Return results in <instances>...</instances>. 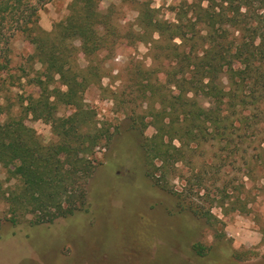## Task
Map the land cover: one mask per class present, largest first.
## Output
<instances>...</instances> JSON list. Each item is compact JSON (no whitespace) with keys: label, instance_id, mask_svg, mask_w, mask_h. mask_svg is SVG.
Listing matches in <instances>:
<instances>
[{"label":"trees","instance_id":"obj_1","mask_svg":"<svg viewBox=\"0 0 264 264\" xmlns=\"http://www.w3.org/2000/svg\"><path fill=\"white\" fill-rule=\"evenodd\" d=\"M52 1L0 0V228L89 210L97 155L113 138L83 95L101 87L107 61L137 43L149 45L151 66L133 59L108 94L126 134L140 139L147 178L174 197L177 214L214 231L223 222L214 208L249 213L246 184L264 179V0H169L172 20L159 18L149 0H131L138 15L125 24L117 5L71 0L65 19L46 31L40 12ZM17 35L27 51L21 63L12 49ZM29 64L41 67L32 77ZM28 85L37 94L23 93ZM16 87L21 95L10 98ZM62 106L70 113L59 115ZM29 117L49 125L51 142L27 125ZM192 248L206 255L201 243Z\"/></svg>","mask_w":264,"mask_h":264},{"label":"rangeland","instance_id":"obj_2","mask_svg":"<svg viewBox=\"0 0 264 264\" xmlns=\"http://www.w3.org/2000/svg\"><path fill=\"white\" fill-rule=\"evenodd\" d=\"M70 1L48 3L40 12L41 27L50 31L54 23L65 19ZM149 1L158 9L159 18L172 20L173 15L167 11L169 0ZM111 4L119 6L121 24L135 21L138 13L131 0H102L100 9ZM148 47L137 43L134 52L129 50L107 61L101 87L91 86L83 95L99 125L109 126L113 138L97 155L102 165L89 181V210L40 226L4 223L0 228V264H264V179L247 182L251 202L246 215L235 212L223 216L220 209L212 210L223 221L214 231L189 213L177 214L174 197L155 188L147 178L140 139L126 134L125 120L115 112L108 89L120 85L121 70L133 59L151 66ZM12 49L14 63H19L27 52L21 36L14 38ZM81 58L79 65L83 67ZM26 68L30 77L41 69L38 64ZM29 85L23 93L37 94L38 88ZM21 93L16 87L9 96ZM13 101L6 104L12 106ZM69 113L68 107L58 109L59 115ZM26 123L44 144L51 142L49 125L31 117ZM153 133L152 127L145 131L146 136ZM4 177L5 170L0 166V179ZM195 243L206 247L204 257L193 251Z\"/></svg>","mask_w":264,"mask_h":264}]
</instances>
